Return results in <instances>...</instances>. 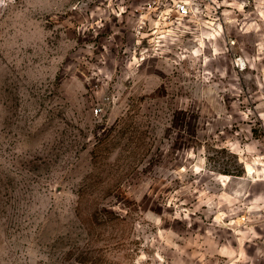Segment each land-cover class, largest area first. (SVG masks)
<instances>
[{"label": "rangeland", "instance_id": "374dc122", "mask_svg": "<svg viewBox=\"0 0 264 264\" xmlns=\"http://www.w3.org/2000/svg\"><path fill=\"white\" fill-rule=\"evenodd\" d=\"M146 1L0 0V264H264V0Z\"/></svg>", "mask_w": 264, "mask_h": 264}, {"label": "built area", "instance_id": "2783aa9c", "mask_svg": "<svg viewBox=\"0 0 264 264\" xmlns=\"http://www.w3.org/2000/svg\"><path fill=\"white\" fill-rule=\"evenodd\" d=\"M213 0H147L137 22L138 32L159 31L185 18H194L204 13ZM236 65L242 67L244 61L237 57Z\"/></svg>", "mask_w": 264, "mask_h": 264}, {"label": "crops", "instance_id": "0c3cea01", "mask_svg": "<svg viewBox=\"0 0 264 264\" xmlns=\"http://www.w3.org/2000/svg\"><path fill=\"white\" fill-rule=\"evenodd\" d=\"M261 173L264 175V166H263V168H261ZM262 181L264 182V178H262ZM262 201L264 202V190H263V198H262ZM253 224H254L253 225L254 228H256L255 226L260 225V229H259L258 234L260 235V237H262L264 239V220H260L259 222H255L254 221Z\"/></svg>", "mask_w": 264, "mask_h": 264}]
</instances>
